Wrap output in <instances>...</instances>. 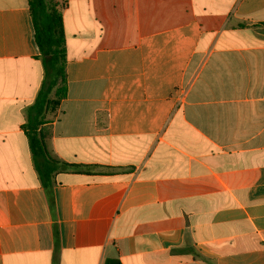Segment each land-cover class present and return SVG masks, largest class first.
<instances>
[{
  "label": "crops",
  "instance_id": "obj_1",
  "mask_svg": "<svg viewBox=\"0 0 264 264\" xmlns=\"http://www.w3.org/2000/svg\"><path fill=\"white\" fill-rule=\"evenodd\" d=\"M59 1L51 204L28 0H0V264H264V0Z\"/></svg>",
  "mask_w": 264,
  "mask_h": 264
},
{
  "label": "trees",
  "instance_id": "obj_2",
  "mask_svg": "<svg viewBox=\"0 0 264 264\" xmlns=\"http://www.w3.org/2000/svg\"><path fill=\"white\" fill-rule=\"evenodd\" d=\"M63 6L64 2L59 0H28L33 37L42 67V80L33 103L26 110L23 129L34 167L51 204V178L61 162L50 156L41 125L66 96L65 34L61 16ZM105 264L120 263L112 259Z\"/></svg>",
  "mask_w": 264,
  "mask_h": 264
},
{
  "label": "rangeland",
  "instance_id": "obj_3",
  "mask_svg": "<svg viewBox=\"0 0 264 264\" xmlns=\"http://www.w3.org/2000/svg\"><path fill=\"white\" fill-rule=\"evenodd\" d=\"M246 39L248 38V37H245Z\"/></svg>",
  "mask_w": 264,
  "mask_h": 264
}]
</instances>
